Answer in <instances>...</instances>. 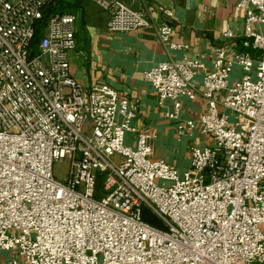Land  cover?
<instances>
[{
  "label": "built area",
  "instance_id": "1",
  "mask_svg": "<svg viewBox=\"0 0 264 264\" xmlns=\"http://www.w3.org/2000/svg\"><path fill=\"white\" fill-rule=\"evenodd\" d=\"M54 1L0 0L6 264H264V0L237 4L245 11L242 52L222 47L210 68L185 59L144 73L158 104L171 103L169 120L180 118L182 98H197L201 75L205 111L179 134L198 123L211 143L192 147L182 172L153 157L154 135L133 126L130 100L105 84L86 89L71 76L74 14H53L35 43V23ZM95 2L111 32L150 26L144 12L121 0ZM158 37L169 50L187 49L172 40L167 23ZM65 159L70 171L60 181L53 165ZM144 210L162 229L142 220Z\"/></svg>",
  "mask_w": 264,
  "mask_h": 264
},
{
  "label": "crops",
  "instance_id": "2",
  "mask_svg": "<svg viewBox=\"0 0 264 264\" xmlns=\"http://www.w3.org/2000/svg\"><path fill=\"white\" fill-rule=\"evenodd\" d=\"M60 1L63 13L76 16V47L68 55L71 76L86 89L105 84L130 100L136 113L133 126L154 135L153 157L178 172L187 169L191 148L211 143L201 133L198 123L179 134V127L185 121L196 122L205 111L200 96L201 75L195 79L197 98H182L180 118L169 120L165 114L172 109L171 103L158 104L144 73L160 63L185 59L197 60L210 68L216 50L222 47L242 52L245 11L237 7L240 0H121L144 12L150 22L149 27L129 33L109 31V15L95 0ZM162 23L171 27L172 40L186 45L187 49L169 50L160 42L158 28ZM226 31H231L234 37L225 38ZM126 143L133 145L134 136L128 135ZM10 255L0 252V264H6Z\"/></svg>",
  "mask_w": 264,
  "mask_h": 264
},
{
  "label": "trees",
  "instance_id": "3",
  "mask_svg": "<svg viewBox=\"0 0 264 264\" xmlns=\"http://www.w3.org/2000/svg\"><path fill=\"white\" fill-rule=\"evenodd\" d=\"M59 6H60V9L58 8ZM63 8L64 6L62 2L60 0H55L44 10L42 18L38 20L34 26L35 27V38H34L35 43L41 36L48 19L55 13H63L62 12ZM142 220L153 227L162 229V225L159 222V220L147 210H144L142 212Z\"/></svg>",
  "mask_w": 264,
  "mask_h": 264
},
{
  "label": "rangeland",
  "instance_id": "4",
  "mask_svg": "<svg viewBox=\"0 0 264 264\" xmlns=\"http://www.w3.org/2000/svg\"><path fill=\"white\" fill-rule=\"evenodd\" d=\"M58 8L60 9V6ZM235 71H236V74H235ZM235 71H234V76L240 77L241 71L240 70H235ZM69 171H70V162L67 159H65L61 162H56L53 165L54 177L60 181H65L67 179ZM99 188L100 189L102 188V186L100 184H99ZM98 197H100V196H98Z\"/></svg>",
  "mask_w": 264,
  "mask_h": 264
}]
</instances>
